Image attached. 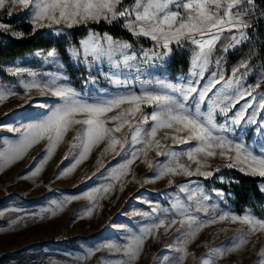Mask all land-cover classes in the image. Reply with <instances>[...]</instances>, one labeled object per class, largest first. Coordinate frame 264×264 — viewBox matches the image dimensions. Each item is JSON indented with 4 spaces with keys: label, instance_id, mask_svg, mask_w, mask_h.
<instances>
[{
    "label": "snow or ice",
    "instance_id": "6c2138e0",
    "mask_svg": "<svg viewBox=\"0 0 264 264\" xmlns=\"http://www.w3.org/2000/svg\"><path fill=\"white\" fill-rule=\"evenodd\" d=\"M16 8L28 11L33 33L54 26L72 28L119 23L134 38L152 42L151 48L141 49L142 55H138L132 51L130 42L120 41L109 33L90 31L88 37L71 50L70 55L83 71L89 75L93 69L97 74L104 72L113 84L124 89L123 94L97 93L93 98L77 91L62 75L38 79L35 73L23 67L8 69L12 76L31 77L20 82L25 95L35 89L56 97L58 103L54 107L39 105L48 108L41 119L19 126L0 125V131L12 134L0 135V172L5 166L24 159L35 145L46 141L44 153L19 178L36 177L73 128H76V135L64 158L72 157L73 162L58 171L56 179L71 173L102 142L105 153L114 152L123 160L101 187L54 202V206L37 214L40 219L44 214L56 216L67 203L81 198L91 202L84 212V216L90 217L98 206L100 193H108L114 187L113 181L127 175L140 155L147 157L149 151H155L158 157L165 159L155 163L147 159L142 161L155 171L146 182L181 175L207 180L220 170L212 169L210 163L217 158L226 161L228 168L238 167L242 173L264 177V97L258 99L254 95L261 84L241 85V69L248 70L247 62L233 68L227 78L223 71L210 70L213 64L219 69L230 51L249 40V29L254 27L258 11L256 0H133L129 6H125V0H0V11H7L9 16ZM0 30L8 31V25L0 22ZM10 34L17 39L24 36L20 31H11ZM185 45L193 46L194 54L191 71L183 80L170 82L160 78L137 88L135 76L129 82L127 78L117 76L116 71H111L135 68L140 72L156 61H166L173 54L174 47ZM217 50L220 57L216 56ZM46 56L54 58L55 50L48 51ZM105 66L109 72H105ZM156 66L160 67L159 64ZM17 95L19 93L15 90L0 88V102ZM148 108L152 111L147 112ZM217 117L224 118L223 125L216 123ZM253 126V134L258 137L255 145L247 140V132ZM169 139L172 146L162 143V140ZM182 145L190 147L179 153L172 150ZM169 185L173 186L172 179H169ZM180 191L186 194L188 203L177 201L168 213L148 202L150 212L134 211L131 215H153L150 225L141 228L138 234L125 237L124 243L106 242L102 248L89 251L84 259L107 250L114 256V264H136L147 239L156 238L160 229L164 234L174 229V238L179 243L174 249L179 254L176 264H185L190 256L196 259L188 245L204 228L223 222L243 225L234 241L210 248L199 260V264H219L220 260L247 250L250 245L255 249L253 239L264 237V218L251 213L211 212L204 203L210 200V196L199 185L181 187ZM214 194L223 195L221 192ZM19 223L20 220H12L10 226ZM120 228L131 232L123 225ZM167 247L172 249L171 245ZM257 258V264H264V247L257 251Z\"/></svg>",
    "mask_w": 264,
    "mask_h": 264
},
{
    "label": "rangeland",
    "instance_id": "374dc122",
    "mask_svg": "<svg viewBox=\"0 0 264 264\" xmlns=\"http://www.w3.org/2000/svg\"><path fill=\"white\" fill-rule=\"evenodd\" d=\"M256 4L258 9L256 17H254L256 22L254 27L249 29V40L230 51L224 57L219 69L213 64L210 70L223 71L227 78L233 68L247 62L249 68L247 71L241 69L243 80L240 83L242 86H254L260 83L261 87L254 92V95L259 99L264 97V59L260 57L262 35L256 25L264 20L260 18L264 17V0H256ZM23 21L29 22V13L26 10L16 8L12 16H9L7 11H0V22L8 25L9 29L8 31L0 30V42L17 39L11 36V31L23 32V37H25V32L21 28ZM79 26L72 28L54 26L51 29L44 28L35 32L68 40L66 50L70 56L73 71L68 70V66L57 49L35 50L1 65L0 88L15 90L19 95L0 102V125L19 126L41 119L47 114L48 108H42L39 105L54 107L58 103L56 97L40 93L35 89L25 95L20 82L30 80L31 77L28 75L12 76L8 73L10 67H23L29 72L35 73L38 79L62 75L66 77V82L77 91L93 98L97 93L123 94L124 89L113 84L104 72L97 74V71L93 69L89 75V72L83 71L70 55L71 50L79 44L72 40L73 29ZM88 35L81 38L80 41L86 39ZM224 43L226 44L227 40ZM131 44L132 51L138 55H142L141 49L148 50L152 47V42L151 45ZM50 50H55L54 58L46 56ZM193 54V46L174 47L173 54L166 61H156L150 68L144 67L140 72H137L135 68L122 72L114 69L111 71H116L117 76L127 78L129 82L135 76L137 88L141 84L147 85L160 78L176 82L183 80L191 71ZM186 55L189 56L190 63L188 71L174 74L172 71L173 61L177 56ZM220 55L221 53L217 50L216 56L220 57ZM157 64L160 65L159 68L156 66ZM109 71L105 66V72ZM236 107L239 108L240 105H236ZM146 111L151 112L152 109L148 108ZM224 122L223 117H217L218 125H223ZM126 131L127 129H125ZM253 131L254 126L247 132V140L251 145H255L258 140ZM0 135L12 136L6 130L0 131ZM75 135L76 128H73L64 137L53 156L36 177L27 180L19 178L28 172L35 160L44 153L47 146L46 141L35 145L24 159L11 166H5V170L0 172V264H114V256L107 250L95 252V255L88 259H84V257L89 251L102 248L106 242L124 243L125 237L138 234L141 228L150 225L154 220L153 215L148 217L131 215L134 211L150 212L148 202H152L153 206L160 210H166L168 213L171 212L172 205L177 201L188 203L186 194L180 191L181 187L195 188L196 185H199L201 190L210 196V200L204 203L213 213L229 212L240 215L234 210L232 203L235 199L234 194L219 187H206L202 180H198L199 176L188 178L181 175L174 178L165 177L155 182H146V178L153 177L155 171L142 161L147 159L155 163L165 159L163 156L158 157L155 151H149L147 157L143 154L140 155V158L131 165L127 175L122 176L118 181H113L114 187L108 193H100L97 201L98 206L95 207L90 217L84 216V212L91 206V202L81 198L67 203L56 216L44 214V218L40 219L37 214H41L45 208L54 206V202H60L67 196L82 194L85 191L101 187L106 183V177L123 162L121 156L114 152L105 153L103 151L105 144L102 142L99 146L94 147L88 158L71 173L56 179L58 171L66 169L73 162L72 157L64 158L70 150V142ZM162 143L173 145L170 139L162 140ZM189 147L190 145H182L174 147L172 150L179 153ZM62 161L63 163H61ZM210 163L212 169L219 168L220 170L209 179L224 184L232 183L231 176L224 173V170H238V167L228 168L226 167L227 162L219 158L210 161ZM192 167L195 168V165ZM169 179L173 180V186L169 185ZM121 186L123 187L122 191ZM260 188L264 189V182L260 184ZM215 192H221L223 195L217 196L214 194ZM246 213H251L257 218H264L250 208L242 215ZM82 216L84 218L81 219ZM161 218H167V216ZM201 218L203 219L202 214ZM12 220H20V223L14 227L10 226ZM121 225L125 226V229H131V232L122 230ZM243 227L239 223L223 222L204 228L196 240L188 245V250L194 254L196 259L194 260L190 256L186 259L185 264H199V260L210 248L224 245L230 240L234 241V238L239 235L238 229ZM175 235L174 229L167 234H164V230L160 229L156 238L146 240L136 264H176L179 254L174 249L179 246V243L174 238ZM253 243L256 245L255 249L250 245L247 250L233 253L220 260L219 264H257V251L264 247V237L259 240L253 239ZM168 245L172 246L171 250L168 249Z\"/></svg>",
    "mask_w": 264,
    "mask_h": 264
},
{
    "label": "trees",
    "instance_id": "16d2710c",
    "mask_svg": "<svg viewBox=\"0 0 264 264\" xmlns=\"http://www.w3.org/2000/svg\"><path fill=\"white\" fill-rule=\"evenodd\" d=\"M133 0H125V6L131 5ZM258 30L262 35V44L260 49V57L264 59V20L257 25ZM21 28L25 32V37L20 39H11L7 42H0V67L2 64L9 62L18 57L24 56L28 52L39 49H57L68 66L69 71H73L70 56L66 50L68 43L67 39L54 38L45 35L42 32L33 33L30 22H21ZM97 31L100 33H109L114 38L129 41L131 43H143L151 45V42L136 39L125 31L119 23L108 25L106 23L89 24L87 26H79L73 29L72 40L78 44L80 39L89 34L90 31ZM33 33V34H32ZM189 56H177L172 63V71L176 73H184L189 69ZM232 178L231 184H224L219 181L211 179L202 180L206 187H219L226 192L234 194L235 199L232 201L234 210L242 215L248 208L252 209L257 215L264 217V193L260 188V184L264 182V177L252 176L241 173L239 170L230 169L224 170Z\"/></svg>",
    "mask_w": 264,
    "mask_h": 264
}]
</instances>
